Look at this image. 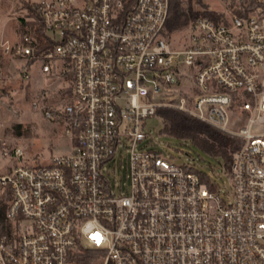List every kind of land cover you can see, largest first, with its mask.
Segmentation results:
<instances>
[{
	"label": "built area",
	"instance_id": "2783aa9c",
	"mask_svg": "<svg viewBox=\"0 0 264 264\" xmlns=\"http://www.w3.org/2000/svg\"><path fill=\"white\" fill-rule=\"evenodd\" d=\"M172 1L39 0L22 40L4 45L65 80L61 106L44 91L32 107L63 123L72 149L23 162L0 143L20 160L0 175V264H264V7L201 15L175 48ZM173 105L242 140L228 193L142 144L146 121ZM124 160L125 186L105 174Z\"/></svg>",
	"mask_w": 264,
	"mask_h": 264
},
{
	"label": "rangeland",
	"instance_id": "374dc122",
	"mask_svg": "<svg viewBox=\"0 0 264 264\" xmlns=\"http://www.w3.org/2000/svg\"><path fill=\"white\" fill-rule=\"evenodd\" d=\"M38 1L0 0V93L3 95L0 102V143L12 149L21 148L25 153L23 162H29L33 157L43 161L66 155L72 149L70 139L64 135L63 123L48 120L43 110L32 107L44 91L47 92L49 103L61 106L66 98L65 80L59 81L44 74L42 61L37 60L28 65L25 57L6 54L4 49L6 43L14 45L20 40V19L24 18L26 22L32 19L34 16L32 8ZM181 1L186 5L188 0ZM204 3L209 5L210 10L223 17H229L238 6V3L233 6L232 0H204ZM189 34L187 29L174 32L168 36V40L175 48H184ZM23 73H27L29 78L24 77ZM12 109L16 112L14 113ZM164 127V121L160 116L149 118L146 121V131L150 136L142 144L161 152L166 160L177 166L191 164L211 172L209 164L217 165L214 168L216 174L222 176L219 182L223 189L231 190V181L219 167L217 160L204 154L190 141L164 134L162 132ZM199 156L204 160L201 161ZM19 163L20 160L4 159L0 155V175ZM128 165V161L124 160L114 171V165L111 163L107 165L105 174L112 183L115 180L116 183L122 182L125 186L128 184L126 178Z\"/></svg>",
	"mask_w": 264,
	"mask_h": 264
},
{
	"label": "trees",
	"instance_id": "16d2710c",
	"mask_svg": "<svg viewBox=\"0 0 264 264\" xmlns=\"http://www.w3.org/2000/svg\"><path fill=\"white\" fill-rule=\"evenodd\" d=\"M236 3H238V6H236L234 13L239 17H247L259 7H264V4L257 2V0H232L233 6ZM30 11L32 12L31 7ZM201 15L215 20H220L223 17V15L211 11L209 5L204 3V0H188L186 5L181 0L172 1L170 15L166 25L168 36L174 32L189 30L191 24ZM20 20V40H22L26 29L32 24L26 22L24 18ZM38 30L37 38L40 40L43 37V31L40 27ZM31 63L28 62L27 64L29 65ZM157 116H160L164 121L165 127L162 131L164 134L176 139L190 141L193 146L200 149L204 154L217 160L219 167L230 180L233 154L242 145L240 138L234 137L208 123L193 118L187 113L179 111L174 105L173 107L159 110ZM199 159L201 161L204 160L201 157ZM184 166L189 171L198 174L201 181L208 186L211 192L219 193L223 189V186L219 182L222 176L216 174V170L214 169L217 165L209 164L211 172H207L196 165L186 164ZM226 191L228 193L229 190ZM10 199L11 195L9 190L4 191L3 187L0 186V235H7L9 233L10 225L6 219V212Z\"/></svg>",
	"mask_w": 264,
	"mask_h": 264
},
{
	"label": "crops",
	"instance_id": "0c3cea01",
	"mask_svg": "<svg viewBox=\"0 0 264 264\" xmlns=\"http://www.w3.org/2000/svg\"><path fill=\"white\" fill-rule=\"evenodd\" d=\"M51 105H53V103H50ZM55 105V104H54Z\"/></svg>",
	"mask_w": 264,
	"mask_h": 264
}]
</instances>
